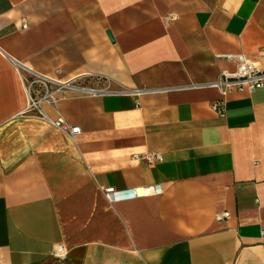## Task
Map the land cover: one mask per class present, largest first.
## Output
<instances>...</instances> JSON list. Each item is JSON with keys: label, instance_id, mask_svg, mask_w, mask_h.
Listing matches in <instances>:
<instances>
[{"label": "crops", "instance_id": "crops-1", "mask_svg": "<svg viewBox=\"0 0 264 264\" xmlns=\"http://www.w3.org/2000/svg\"><path fill=\"white\" fill-rule=\"evenodd\" d=\"M225 54L264 68V0H0V264H264V88L222 96ZM16 63L115 93L24 114Z\"/></svg>", "mask_w": 264, "mask_h": 264}, {"label": "built area", "instance_id": "built-area-1", "mask_svg": "<svg viewBox=\"0 0 264 264\" xmlns=\"http://www.w3.org/2000/svg\"><path fill=\"white\" fill-rule=\"evenodd\" d=\"M23 28H26V26L23 25ZM219 58L235 65L233 72L221 73L219 79L213 85L219 90L222 96L231 91L254 93L264 88V68L258 66L250 58L244 54H225L220 55ZM16 66L26 73V76L23 77V85L27 98V105L23 111L24 114L43 118L42 103L45 101H54L59 95L65 93H78L93 96L115 93L110 89L109 79L102 75L89 74L70 81L59 82L36 74L26 69L21 63H16ZM144 92H147V90H135L129 92V94L138 96ZM221 104L222 102L220 101L213 103L211 106L219 115H223L224 112ZM52 124L70 137H74L80 132L78 127L68 126L63 119H57L52 122ZM135 159L151 165L161 161L162 157L158 153H146L135 156ZM152 191L155 194H160L162 192L160 185L153 186ZM103 192L109 203L135 199L144 194V191L138 189L115 190L114 188H108ZM227 216V213L221 215V217ZM64 252V248L59 247L54 251V255L59 257L63 255Z\"/></svg>", "mask_w": 264, "mask_h": 264}, {"label": "water", "instance_id": "water-1", "mask_svg": "<svg viewBox=\"0 0 264 264\" xmlns=\"http://www.w3.org/2000/svg\"><path fill=\"white\" fill-rule=\"evenodd\" d=\"M107 35H108L109 39H110L111 41H113L112 35H111V33H110L109 31H107Z\"/></svg>", "mask_w": 264, "mask_h": 264}]
</instances>
